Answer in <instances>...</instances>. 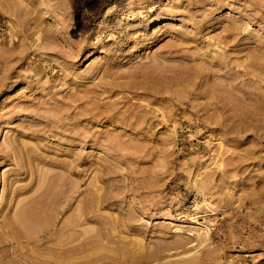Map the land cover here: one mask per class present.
Masks as SVG:
<instances>
[{"label":"rangeland","instance_id":"1","mask_svg":"<svg viewBox=\"0 0 264 264\" xmlns=\"http://www.w3.org/2000/svg\"><path fill=\"white\" fill-rule=\"evenodd\" d=\"M23 185L99 193L81 264H264V0H0V222Z\"/></svg>","mask_w":264,"mask_h":264},{"label":"bare ground","instance_id":"2","mask_svg":"<svg viewBox=\"0 0 264 264\" xmlns=\"http://www.w3.org/2000/svg\"><path fill=\"white\" fill-rule=\"evenodd\" d=\"M91 109H89V110H91ZM58 111H61V110L58 109ZM61 112H63V111H61ZM83 112H85V110ZM87 113H85V114H87ZM54 114H56V113H54ZM54 114H53V116H54ZM60 114L58 116H56V119H57V117L60 116ZM96 114H98V113H96ZM120 115H122V114H120ZM64 116L66 117L65 114H64ZM125 118L126 117H124L123 119H125ZM128 118H129V116H128ZM128 118H127V120H128ZM49 119H51V118H49ZM53 119L56 121L55 116L53 117ZM127 120H124V122L125 121L127 122ZM57 121H59V120H57ZM140 121H141V118H140ZM139 122L136 124H139ZM76 123H78V122H76ZM64 125L65 124H63V126ZM72 125H70V126H72ZM73 126H74L73 127L74 129H76V128L78 129V125L76 126V124H74ZM75 126H76V128H75ZM73 128L71 127V129H73ZM76 132H78V130ZM76 135H77V133H76ZM134 150H135V147H134ZM17 151H18V149H17ZM17 151H16V149L14 150V152L16 154H18ZM11 152H13V149ZM11 152H9V153L11 154ZM18 152H20V151H18ZM9 153H7V154H9ZM14 154H11V155H14ZM36 155L38 156V154H36ZM29 156H31V155L29 154ZM15 157H13V158H15ZM39 157H41V156H39ZM32 159H33V157H32ZM40 159H42V158H40ZM16 162H18L17 163L18 165L22 166V164L19 163L20 160L16 161ZM25 162L26 161H24V163L23 162L22 163L25 165ZM22 168H24V167H22ZM21 172H22V170H21ZM32 173H33V171H32ZM54 177L55 176H53V178ZM47 178H48V175H47ZM47 178H45V179H47ZM32 180H33V178H32ZM37 181H38V179H37ZM48 181H50V180H48ZM54 182L55 181H53V183ZM59 183H60V180H59ZM63 184H65V182ZM38 185L40 186V184H38ZM23 186H25V185H23ZM60 186H61V184H59V187ZM65 187H67V186H65ZM30 189H32V188L30 186H27V185L25 187H19L18 186L11 191L12 194H11L10 198L8 197V199H6L7 201L5 202V206L7 207V209H6L7 211L5 214L3 212L4 216L2 215L3 216L2 220H1L2 222H0L1 223L0 226L2 227L1 231L3 230V232L0 231L1 236H4V237H0V238H3V239H0V242L2 241V243H3V247H1V245H2L1 243H0L1 244L0 247L3 249L4 252L7 251V252H10L8 254H13L10 256H12V257L16 256V258H14V260H16L18 258H20L21 262H23V260H24L23 264H81L82 263L80 261L81 252L84 251L85 249H87L89 246H91L96 241V238L98 235L97 234L86 235L90 232H82V230L80 231V229L78 227L80 225H82L84 222H86L88 220L89 221L92 220V217H94L96 215L94 212L95 211L94 209L98 206L97 201H100V200H98L99 193H97L98 197L97 196L94 197V199L97 197L96 198L97 201L95 199V202L97 203L96 207L94 206L93 202L91 203V205L86 203V206H85V204H84L82 210H81L80 206H79V208L75 207L77 210L78 209L81 210L80 212L78 210V213H81V214L79 215L77 213L78 216H75V215L73 216V214L69 215L67 219H64V221L62 222L60 227H56V225L58 223L57 219L59 218L60 213L63 212V210H65V209L68 210L71 207L72 202L74 200L71 201V198L66 197L61 202H59L61 199V198L59 199V197H58V194H60L59 192L57 193V195L52 196L51 194H48L49 197L48 196L45 197V195H46L45 192H47V190H45V192L35 193L36 195H33L32 197H30L28 199H26V198L23 200L17 199L20 195H22L24 190L26 192V191H29ZM45 189H48V188H45ZM42 191H44V190H42ZM44 193H45V195H44ZM52 193H54V192H52ZM90 193H91V191H90ZM93 194L95 195L96 193L94 192ZM69 196L71 197L73 195L69 194L68 197ZM60 197H62V196H60ZM90 197H91V195H90ZM87 199H89V198H87ZM90 199H89V201H90ZM85 200L83 201L84 203H85ZM16 201H17V203H16ZM89 201H86V202H89ZM15 203L17 204V206H15ZM13 206L17 207V209L15 208L16 209V212L14 211L15 214L10 215V211L13 208ZM3 209H5V208H3ZM74 213H76V212H74ZM59 220H60V218H59ZM60 222H61V220H60ZM208 230H209V227L206 225L204 228V232H208ZM198 239H199L200 243H204V241H206L208 238L203 236L202 233H200ZM150 253L151 252H149L148 254H150ZM4 255H3V257H4ZM143 255L139 258H141V259L144 257L146 258V255H144V256ZM150 256H152V255H149V257ZM3 257H1V259H3ZM7 257L9 258V255H7ZM7 257H6V259H7ZM149 257L147 255V258H149ZM6 259H3V261ZM10 261H11V259H10ZM132 263L136 264V261L132 260L131 264Z\"/></svg>","mask_w":264,"mask_h":264}]
</instances>
